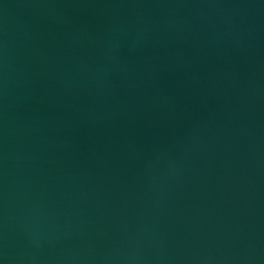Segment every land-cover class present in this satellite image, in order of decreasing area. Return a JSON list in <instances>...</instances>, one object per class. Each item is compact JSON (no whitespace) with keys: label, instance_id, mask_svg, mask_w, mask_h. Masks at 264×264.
I'll return each instance as SVG.
<instances>
[{"label":"water","instance_id":"water-1","mask_svg":"<svg viewBox=\"0 0 264 264\" xmlns=\"http://www.w3.org/2000/svg\"><path fill=\"white\" fill-rule=\"evenodd\" d=\"M0 264H264V0H0Z\"/></svg>","mask_w":264,"mask_h":264}]
</instances>
